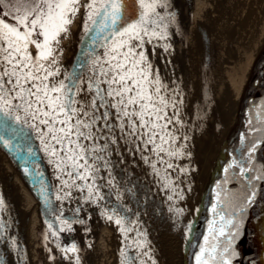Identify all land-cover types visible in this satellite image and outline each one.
Segmentation results:
<instances>
[{"label": "snow or ice", "instance_id": "snow-or-ice-1", "mask_svg": "<svg viewBox=\"0 0 264 264\" xmlns=\"http://www.w3.org/2000/svg\"><path fill=\"white\" fill-rule=\"evenodd\" d=\"M139 4V18L127 23L123 0H88L83 5L80 0H0V127L11 128L14 120L17 124L31 121L30 126L37 128L45 150L55 158L62 189H67L63 196L56 197L58 200L71 198L73 190L86 193L85 202L103 200L102 172L110 167V146L120 141L138 142V150L152 153L156 157L152 167L163 166L165 179L167 169L174 168L170 160L184 155L179 147H173L178 139L173 128L181 123L179 113L168 112L169 107L175 109L182 101L164 94L166 86L158 71H153L144 48L146 42L166 38L161 30L164 17L157 11L163 7L162 0H139ZM5 7L8 11H3ZM81 7L99 33L107 30L102 45L105 52L92 59L86 81L79 74L58 80L55 52L59 37L69 31ZM240 171L249 169L242 167ZM79 211L75 210L71 220L60 212L56 216L58 231H72L73 224L85 223L78 218ZM105 215L108 220L114 219V215ZM115 223L122 225L123 220L115 218ZM48 227L52 229L53 225ZM57 234L51 232L52 236ZM223 235V228L216 229L213 222L209 228L211 239L205 237L206 244L196 256L197 264H231L235 235L218 250L221 246L216 241ZM62 252L77 253L78 248L71 243ZM124 255L122 264H129ZM143 256L152 259L147 251ZM75 264H79L78 256ZM141 264L146 262L142 260Z\"/></svg>", "mask_w": 264, "mask_h": 264}, {"label": "water", "instance_id": "water-1", "mask_svg": "<svg viewBox=\"0 0 264 264\" xmlns=\"http://www.w3.org/2000/svg\"><path fill=\"white\" fill-rule=\"evenodd\" d=\"M163 1L166 8L162 14L164 17L162 25L167 20H171L172 23L179 21L183 31V22L180 19L183 13L190 10L192 0ZM123 5L124 20L127 23L136 21L141 12L139 0H123ZM168 7L169 10H173V14L168 11ZM157 9L162 13V7ZM241 10L242 8L238 13L236 12L235 20L238 25L237 32L241 36V44H244V50H246L243 73L239 82L237 78L233 85L230 82L227 84L230 87L227 93L230 96L229 102H225L224 108L218 111L214 136L208 144L207 152L200 163L188 196L182 201H169L166 206L171 209V212L167 215L158 213L154 216L159 223H164L169 222L167 219L169 216L173 217V214H176L173 217L174 222L168 227L160 226L155 229L156 232L148 236V239L161 250V253H158L160 264H197L196 256L200 254V248L206 244L205 237L211 239L209 228L213 222L216 229L224 230V235L219 236L216 241L221 246L218 250L227 246L228 240L235 235L230 248L231 264H264V0H252L246 11L249 12L246 18L242 17ZM257 10L262 12L256 21ZM255 21L256 23L253 24ZM86 23L87 27L83 26L79 30V39L66 71L62 73V76L60 75V79L77 74L81 77L84 72H87L85 79L83 78L86 81L90 75L88 69L92 59L99 54H104L105 47L102 45L105 44L103 37L108 34L107 30L99 33L98 26L88 21ZM253 26L255 27L251 28ZM88 28L97 30L88 31ZM188 28L189 34L185 46L180 48L179 53H184L186 48L197 40L200 67L206 69L214 59L212 54L214 43L210 27L202 14L197 13L196 16L191 17ZM242 29H244L243 32H241ZM236 39L238 40L237 37ZM180 40L183 42L184 38ZM55 67H58L61 72L64 69L62 64H56ZM31 123L29 121L17 124L13 120L11 128L0 127V136L3 137V140H0V148L15 166L23 183L36 196L39 222L48 241L61 250L75 243L78 252L74 253V257H79L78 254L92 242L94 230L97 232L101 227L104 212L100 207L90 203L89 205L92 206L87 210L83 209L78 215L79 219L85 221L84 227L79 228L78 223H75L72 231H58L59 224L56 216L64 212L63 217L71 220L75 212L69 217L66 216L67 208L62 205V199L56 198L59 196V188L56 187L51 173L59 184L62 182L51 166L47 156L48 151L45 150V144L37 128L30 126ZM242 167L249 171L241 173ZM257 176L262 178L256 179ZM119 183L123 187L121 189L133 192L132 184L125 179L121 178ZM10 190L11 188L6 185L4 198H2L5 204L10 197L14 198ZM101 191L107 193V202L103 209L107 214L122 220L130 221L133 218L126 206L127 202L124 203L123 199L121 200L104 183L101 184ZM146 191V187L140 183L139 194L142 195ZM63 193L64 191L61 196ZM122 193L125 195L123 190ZM156 194L160 197L158 193ZM153 195L155 197V193ZM125 197L122 196L124 199ZM152 204H155L154 211L161 210L158 203ZM20 208L22 209V206ZM214 208L215 211H213ZM8 209L13 221L21 219L19 209L14 210L13 214L14 208L8 207ZM26 216L25 220L28 224L31 221V215ZM50 223L53 225L52 229L48 227ZM131 230H134L133 227ZM52 231H57L58 234L52 236ZM168 238H172V242L171 240L168 242ZM137 244L144 245V242ZM13 247L15 252H18L17 257L27 259V254L22 247L6 241L5 244H0V259L3 264H8L4 258L10 259L5 251L9 253ZM63 256L66 257L68 254L63 253ZM25 262L27 264V261Z\"/></svg>", "mask_w": 264, "mask_h": 264}, {"label": "rangeland", "instance_id": "rangeland-1", "mask_svg": "<svg viewBox=\"0 0 264 264\" xmlns=\"http://www.w3.org/2000/svg\"><path fill=\"white\" fill-rule=\"evenodd\" d=\"M240 2L244 4V0H240ZM233 8V17L235 18L236 12L238 13L241 7L239 3H237ZM237 29L238 25L231 28V35L236 34L238 36ZM161 30L166 33V38L162 40H153L154 43L171 46L178 43V40L181 39L179 36L181 35L182 25L179 21L172 23L171 20H167L165 24L162 25ZM243 31L244 29H242L241 32ZM66 34L67 33L61 34L59 37V45L56 50L61 47ZM228 35H230L229 32ZM233 37L236 36L233 35ZM221 39L222 38L218 36V41ZM197 44V40H194L191 43L192 46L190 45L186 48L184 53L174 52L171 53V55L169 53L165 55L166 57H161L160 55V57H157L155 54L158 51L157 48L152 45L151 47H155L153 52L152 48L149 49V43L146 42L144 44L153 71H158L161 82L166 86L164 94L168 97H172L176 101H182V103H177L175 109L171 107L168 109L170 115L173 112L179 113L181 123L176 124L173 128L175 135L178 137L176 145L173 147H179V150L183 152L184 155L170 160L174 168L167 169V179L164 178L165 172L163 166L157 164L156 169H153L152 162L156 161V157L152 153L142 149L138 150L136 146L138 142H133L131 140L128 142L120 141L118 144L110 146L108 153L110 167L107 171L102 172V175L105 176L104 184L121 200L123 199L122 201L124 203L127 202L126 206L133 218H131L130 221L128 219L123 220L122 225L118 226L114 225L116 224L115 218L113 220H108L105 215L106 212L103 210L107 202V193H105V191H101L102 195H104V199L94 202H85L83 200V195L86 193L82 194L77 190H73L71 198L62 199V205L67 208L65 215H68V217L75 212L77 208L80 209L77 214L79 215L86 203H93L94 206L102 209L104 217L101 218V226L106 223L105 225L109 226L110 233L113 229L114 239L112 244H109L111 247L110 264H122V261H125V253L127 254L129 264H141L142 260L145 261L146 264H152V261H154L155 264H160L158 253H161V250L148 239V236L156 232L155 229H158L160 226L168 227V225L174 222L173 217H175L176 214H173V217L169 216L167 218L169 222L164 223H159L154 216L158 213L167 215L171 212V209L166 206L169 204V201H182L188 196L200 163H202L205 153L207 152L208 144L214 136L215 126L218 122V111L224 108L225 102H229L230 96H228L227 93L230 87L228 85H221L218 82L219 78L216 76V72L221 65V55L219 54L218 48L213 46V62L206 69H202L200 67L199 48ZM33 51H35V49H33ZM225 51L226 48H223V55ZM103 52H105V49ZM216 52L217 57H215ZM97 56L102 57L103 54ZM91 65L88 69L90 74ZM185 137H187V139H184ZM189 153L190 155H188ZM47 156L58 178L60 172L54 162L55 158L52 157L49 152ZM145 157L148 158L147 161ZM181 169H185L186 171H181ZM108 172H110V175H108ZM121 178L132 184L131 188L133 192L121 189L123 188L119 183ZM130 179L132 181H130ZM59 180L62 182L61 179ZM140 183L147 189L146 193L142 195L138 192ZM122 190L125 195H123ZM4 191H6V188L0 191V200L3 201V203L0 204V244H5L6 241H9V244L12 243V245L16 244L18 247H22L27 254V259H25L27 264H57L60 258H65L66 260L75 258L74 253H68L69 257H64L60 248L45 239L40 222L37 224L40 241L39 244L36 245L37 247L35 246V251L31 256L32 244H30L29 235L27 229H25L27 225L25 220L27 217L26 215L29 214L27 213L23 216L25 208L22 207L21 209L19 206L20 204L14 198L11 199L10 197L11 200L8 199L5 204L2 199V197H4ZM62 191L65 192L67 189ZM153 193H155V197ZM156 193H158L160 197H158ZM122 196H126L125 199L122 198ZM138 196L140 197L137 198ZM170 196L172 199H169ZM153 202L158 203L161 207L159 212L154 211L155 204H152ZM8 207L14 208L12 209V214L14 210L19 209V216L21 212V219L19 221H13ZM123 224L125 226H123ZM77 225L79 228L84 227V223H78ZM126 225L129 226V228ZM132 227L134 230H131ZM122 228L126 229V231H122ZM137 231H144V235H141V233ZM98 234L99 230H97V232L94 230L93 237ZM169 240L172 242V238H168V242ZM138 242H144L143 247H138ZM128 243L130 245H128ZM49 249L51 251H49ZM145 251L149 253L152 258L151 260H149L147 256H143V252ZM80 256L81 254L79 258ZM50 257L54 258L50 259ZM134 257L135 259H132ZM9 264L12 263L10 262Z\"/></svg>", "mask_w": 264, "mask_h": 264}, {"label": "bare ground", "instance_id": "bare-ground-1", "mask_svg": "<svg viewBox=\"0 0 264 264\" xmlns=\"http://www.w3.org/2000/svg\"><path fill=\"white\" fill-rule=\"evenodd\" d=\"M251 1L252 0H244V6H242L240 0H230V1L192 0L190 10L187 11L186 13H183V16H181L180 19L183 22V31L180 36L181 38L182 37L184 38V41L181 42V40H178V43H175L174 45L171 46L168 45L164 46L162 44L159 45L153 42L152 44L149 45V49L150 48L153 49V47H151L152 45L155 46L158 50L155 53L157 57L160 56L163 57L169 53L171 55V53L179 52L180 48H182L183 45L185 46V41L187 40L189 34L188 23L191 17L196 16L197 13L198 14L201 13L210 27V33L214 46L215 48H218L219 54L221 55L220 57L221 65L218 71L216 72V76L219 78L218 82L221 85H227L228 82H230V84L233 85V83H235V80H237L238 78V82H239V78H241L242 76L243 66L245 62L244 58L246 57V52H244L246 51L244 50L245 46L244 44H241V38H240L241 36L240 35L237 36L236 34L231 35L230 32V29L234 28L237 25V22L233 17V13H234L233 6L239 3V6L242 8L241 11L243 12V14L241 15L242 17L246 18L247 13H249L246 11ZM80 2L81 5H83L86 4L88 0H80ZM162 4L163 7H162V13L160 12L161 15L164 13V10L166 8L165 2L163 0H162ZM167 9L171 14H173L172 9L169 10V7ZM261 12L262 11L257 10L255 14L256 21L258 19V16L261 14ZM256 21L253 24H255ZM86 22H87L86 10L83 7H81L80 11L77 12L75 17L73 18V22L69 26V31L67 32L65 38L62 41L61 47L57 49L55 52L57 64L59 65L62 64L64 68L62 69V72L60 71L61 76L62 73L63 72L65 73L66 71L71 55L75 49L76 42L79 39L80 36L79 30H81L83 26L85 27ZM254 27L255 26L251 28ZM228 32L230 33V35H228ZM233 35L236 36L238 40L236 39V37H233ZM218 36L222 38L220 41H218ZM165 47H167V51H165ZM223 48H226L224 55L222 54ZM215 57H217V52L215 53ZM60 75L56 77V79L59 80ZM86 75L87 72H84V75L81 76V79L83 80V78ZM237 88H238V83L236 85V89ZM51 175H52L51 177H53L54 179L53 181L55 182L56 187L59 188L58 190L59 196H61L63 192L62 184H59L58 180L54 178L52 173ZM6 185L7 187L11 188L10 192H12V196L18 200L20 206L25 208V212L23 213V216L26 213H29V215H31L30 217L31 221L28 222L26 229L29 235L30 244H32V249H31V256H32V254L35 251V246L38 245L40 241L37 230V224L39 222L38 201L36 196L32 192H30L27 186L23 183L18 171L16 170L15 166L11 163L10 159L0 148V191L1 189L6 188ZM90 206L92 205L86 203L84 209L87 210ZM91 209L94 210L93 208ZM62 213L64 216V212ZM105 224H103L99 229V234L97 236L92 237V242L82 252H80L81 260L79 264H110L111 263V253H110L111 247L109 246V244H111L114 239L113 229L112 232L110 233L109 226H106ZM17 253L15 252L14 248H12L9 251V253L8 251H5V254H8L10 257V259L8 257L7 259L4 258L5 261H7L8 264L10 262L12 264H23V262L24 264H26L25 258L17 257L16 255ZM11 257L17 263H15L11 259ZM60 259L57 262V264H75L74 258L70 260H66L65 258H62L61 260ZM0 264H3L2 259H0Z\"/></svg>", "mask_w": 264, "mask_h": 264}, {"label": "trees", "instance_id": "trees-1", "mask_svg": "<svg viewBox=\"0 0 264 264\" xmlns=\"http://www.w3.org/2000/svg\"><path fill=\"white\" fill-rule=\"evenodd\" d=\"M9 23H12V22H10V21H8Z\"/></svg>", "mask_w": 264, "mask_h": 264}]
</instances>
